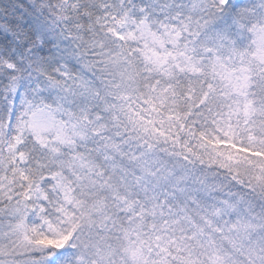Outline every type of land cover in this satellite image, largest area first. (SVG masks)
I'll return each instance as SVG.
<instances>
[{"label":"snow or ice","instance_id":"6c2138e0","mask_svg":"<svg viewBox=\"0 0 264 264\" xmlns=\"http://www.w3.org/2000/svg\"><path fill=\"white\" fill-rule=\"evenodd\" d=\"M0 264H264V0H0Z\"/></svg>","mask_w":264,"mask_h":264}]
</instances>
